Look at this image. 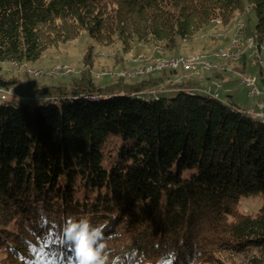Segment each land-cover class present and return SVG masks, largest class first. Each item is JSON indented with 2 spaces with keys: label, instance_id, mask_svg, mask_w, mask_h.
Masks as SVG:
<instances>
[{
  "label": "trees",
  "instance_id": "1",
  "mask_svg": "<svg viewBox=\"0 0 264 264\" xmlns=\"http://www.w3.org/2000/svg\"><path fill=\"white\" fill-rule=\"evenodd\" d=\"M243 6L264 42V0H0V61H34L82 31L126 49L133 39L172 49ZM175 75L99 85L85 71L69 89H37L35 103L1 101L0 264H41L52 252L65 257L57 264L77 261L70 241L45 245L82 216L102 226L106 264H213L227 250L264 249V121L189 95L199 81L165 89ZM250 196L263 203L254 216L239 210Z\"/></svg>",
  "mask_w": 264,
  "mask_h": 264
},
{
  "label": "rangeland",
  "instance_id": "2",
  "mask_svg": "<svg viewBox=\"0 0 264 264\" xmlns=\"http://www.w3.org/2000/svg\"><path fill=\"white\" fill-rule=\"evenodd\" d=\"M240 18H243L246 23L245 32L254 35L257 40V36L252 33L257 18L249 6H243L228 24L214 20L196 34L188 38L177 39L176 46L172 49L166 48L163 44L157 42H141L137 39H133L131 47L126 49L118 38H115L111 43L103 44L82 31L73 39L50 45L34 61L22 63L0 61V77L13 82L9 85L10 89L6 90L4 88L5 92H1L4 90L0 91V103L4 99L10 100L13 98L35 103V101H40V99L35 100V97L38 98L37 89L55 85L69 89L73 79H76L85 71L99 85L116 81L118 78L114 76L122 72L128 73L127 75L130 78L125 79L127 82H134L137 78L148 76H137L135 74L142 67L152 63L153 60H156V62L174 58L185 60L186 57L190 60H198L199 65L209 63L211 68L203 70L199 76L185 75L184 65L175 67L172 70L167 68V71L176 72V75L171 78L172 80L183 76L185 80L199 81L201 85H204L211 83L213 80L218 81L224 78L221 88L218 90L221 99H226L225 101L228 103L231 101L242 110L256 109L257 101H263L264 68L261 70L262 75H258L257 88L260 95H250L249 89L242 84L239 78V75L244 74L247 69L256 72L255 67H249L248 64L249 59L252 58V49L244 45L242 48L243 55L241 59L239 58L240 61L224 60L218 54L234 38L238 37L236 24ZM257 42L259 41L257 40ZM260 44V56L264 60V42ZM58 67L69 68L73 72L65 75L52 74L51 72L58 69ZM33 69L39 73L36 75L31 73L30 70ZM58 73H61V71H58ZM158 74L160 73H154L153 75ZM134 76L137 77L134 78ZM11 88L14 90V94H10L13 91ZM176 93V90H170L166 95L167 97H174ZM98 100L94 99L92 101ZM261 119L264 120V118ZM262 204V200L257 196L243 197L240 199L239 210L254 216L262 207ZM260 258H264V249L250 247L238 252L224 251L217 255L213 264H258L257 260ZM42 260L44 262L41 264H52L53 261L48 254H44ZM60 264H68V261H63ZM72 264H77V261H72Z\"/></svg>",
  "mask_w": 264,
  "mask_h": 264
},
{
  "label": "bare ground",
  "instance_id": "3",
  "mask_svg": "<svg viewBox=\"0 0 264 264\" xmlns=\"http://www.w3.org/2000/svg\"><path fill=\"white\" fill-rule=\"evenodd\" d=\"M217 21L219 23H221L220 20H217ZM236 26H237V30H236L237 35L240 36V34H241V39L239 40V43H235V42H238V37L234 38L228 44V46L226 48L220 50L218 54L224 60H229V61H232V62L233 61H240V59H241V57L243 55V53H242L243 46L247 45L250 49H252V58L249 59L250 62L248 64L250 65L249 67H254L253 57L257 58L256 68H255L256 72H254V86H257L258 78H259L258 75H262L260 73V71L263 70V68H264V60L260 56V51L261 50H259V48H261V44L259 42H257V40L255 39L254 35L247 34L245 32L246 23H245L243 18H240V19L237 20ZM231 45H232V51H238V54H236L235 56L225 55V50L230 49ZM253 48H254V50H253ZM180 65H184V68H185V71H186L185 75L191 74V75H195V76H199L200 73L203 70H208V69L211 68V65H209V63H205V64L199 65L198 60H190L189 58H186V57H185V60L184 59H175L174 58V59H169V60H164V61H159V62H156V60H153L152 63L147 64L145 67H142L140 70H138L135 75L144 76V75H149V74H154V73H161L163 70H166L167 68L172 70V69H175V67H178ZM62 70H64V71H62ZM57 71H61V72L69 71V73H61V74H64V75L65 74H70V72H73L69 68L67 69L65 67H63V68L62 67H58ZM30 72L35 74V75L37 73H39L38 71H36L34 69L30 70ZM127 74L128 73H125V72L123 73L122 72V73L116 74V76H114V77H116V78H120L121 77V78H124V79H128L130 77H128ZM247 76H251V71L248 70V69L244 72V74H240L239 78L241 79V78H244V77H247ZM131 77H133V76H131ZM136 77L134 76V78H136ZM263 78H264V76H263ZM182 80H183V76L178 77V78H176L174 80H172L171 78H167L165 80V82H164L165 89L169 85L173 86L174 84L181 83ZM211 84H213V86L214 85H220V83L218 81H216V80H213L211 82ZM211 87H212V85H206V86H204L203 88H200V89L211 88ZM156 90H159V89H155V90L149 91L148 93H154V91H156ZM186 92L189 95H191V96L197 94V92L193 91V90H187ZM257 92H260L258 88H257ZM198 93L210 96V97L215 98V99H218V97H220L219 95H211V94H208L206 92H198ZM139 94H146V93L140 92ZM149 96L159 97L160 95H147V97H149ZM87 97L89 99H92V100L100 99V98H106V97H102V96H98V97L87 96Z\"/></svg>",
  "mask_w": 264,
  "mask_h": 264
},
{
  "label": "clouds",
  "instance_id": "4",
  "mask_svg": "<svg viewBox=\"0 0 264 264\" xmlns=\"http://www.w3.org/2000/svg\"><path fill=\"white\" fill-rule=\"evenodd\" d=\"M62 234L74 247L77 264H106L102 226H93L89 217H69L63 225Z\"/></svg>",
  "mask_w": 264,
  "mask_h": 264
},
{
  "label": "built area",
  "instance_id": "5",
  "mask_svg": "<svg viewBox=\"0 0 264 264\" xmlns=\"http://www.w3.org/2000/svg\"><path fill=\"white\" fill-rule=\"evenodd\" d=\"M240 39H241V34H240V36H238V42H235V43H239ZM236 54H238V51H232V45H231L230 49L225 50V55L235 56ZM253 61H254V67L256 68L257 58L253 57ZM52 73L61 74V73H69V71L58 73L57 69H54ZM240 81L242 82V84L245 85V87H247L249 89L250 95H254V94L260 95V92H257V86H254V72L253 71H251V76L241 78ZM214 87H215L214 89H211L212 88L211 87V88H205V89H199V90L193 89V91L206 92V93L211 94V95H219L218 90L221 88V84L220 85H214ZM162 93H163V91L156 90V91H154V93H148L146 95H160ZM87 96L98 97L97 95H94V94H89ZM257 105L260 109V113H258V115L263 116L264 115V104L259 102Z\"/></svg>",
  "mask_w": 264,
  "mask_h": 264
},
{
  "label": "water",
  "instance_id": "6",
  "mask_svg": "<svg viewBox=\"0 0 264 264\" xmlns=\"http://www.w3.org/2000/svg\"><path fill=\"white\" fill-rule=\"evenodd\" d=\"M212 82V81H211ZM218 82L222 85V81L221 80H218ZM206 85H212V88L211 89H214V86H213V84H211V83H209V84H204V85H200L199 87H192V88H187V89H185V91H187V90H193V89H200V88H203L204 86H206ZM0 90H4V88L5 87H2V86H0ZM6 90H8V88H5ZM10 89V88H9ZM12 89V88H11ZM13 90V89H12ZM168 91L169 90H171V89H167ZM1 92H5V90L4 91H1ZM6 92H8V91H6ZM219 92V91H218ZM140 93V92H139ZM10 94H14V90L12 91V92H10ZM94 95H97V96H102V97H108L106 94H94ZM231 102V101H230ZM232 103V102H231ZM234 104V103H233ZM242 110V109H241ZM243 111H245V110H243ZM245 112H247V113H249L250 115H252V116H254V117H256V118H258V119H261V118H264V115L262 116H260V115H258V113H260V109H259V107H258V105H257V109L256 110H253V111H249V110H246ZM262 120V119H261Z\"/></svg>",
  "mask_w": 264,
  "mask_h": 264
},
{
  "label": "snow or ice",
  "instance_id": "7",
  "mask_svg": "<svg viewBox=\"0 0 264 264\" xmlns=\"http://www.w3.org/2000/svg\"><path fill=\"white\" fill-rule=\"evenodd\" d=\"M66 243V241H65V239L64 238H57V239H55V240H50L49 242H48V244L47 245H45V247L47 248V247H49L50 245H55V244H65ZM70 247L75 251V249H74V247L72 246V245H70ZM52 256H53V261H52V264H57V262H56V257L59 255V258L61 259V260H63V259H65V257H63L62 255H60V254H58V253H56V252H52V253H50ZM68 259V264H72V259L71 258H67Z\"/></svg>",
  "mask_w": 264,
  "mask_h": 264
},
{
  "label": "crops",
  "instance_id": "8",
  "mask_svg": "<svg viewBox=\"0 0 264 264\" xmlns=\"http://www.w3.org/2000/svg\"><path fill=\"white\" fill-rule=\"evenodd\" d=\"M226 79V78H225ZM222 82H223V80H224V78H222V79H220ZM229 96V95H228ZM263 96V101L262 100H259V101H257V104L259 103V102H261V103H264V94L262 95ZM223 99V98H222ZM223 100H226V99H223ZM257 109V108H256ZM256 109H252V108H250V109H248L249 111H253V110H256ZM246 110V109H245Z\"/></svg>",
  "mask_w": 264,
  "mask_h": 264
}]
</instances>
